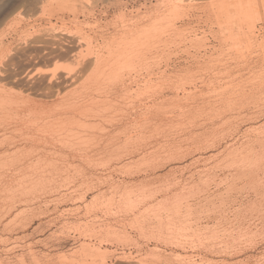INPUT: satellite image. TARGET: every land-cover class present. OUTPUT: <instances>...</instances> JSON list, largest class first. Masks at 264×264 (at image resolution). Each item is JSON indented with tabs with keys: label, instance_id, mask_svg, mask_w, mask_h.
Segmentation results:
<instances>
[{
	"label": "rangeland",
	"instance_id": "rangeland-1",
	"mask_svg": "<svg viewBox=\"0 0 264 264\" xmlns=\"http://www.w3.org/2000/svg\"><path fill=\"white\" fill-rule=\"evenodd\" d=\"M219 2L0 0V100L37 108L0 119V264L262 260L264 0ZM44 39L69 51L33 57Z\"/></svg>",
	"mask_w": 264,
	"mask_h": 264
},
{
	"label": "bare ground",
	"instance_id": "bare-ground-1",
	"mask_svg": "<svg viewBox=\"0 0 264 264\" xmlns=\"http://www.w3.org/2000/svg\"><path fill=\"white\" fill-rule=\"evenodd\" d=\"M220 3H226L227 5H228V7L229 6H231V0H220V2H219V4ZM221 8H222V6H221ZM253 10V9H252ZM49 39V38H48ZM46 39H44V43L46 42L45 41ZM50 40V39H49ZM43 43V40L41 41V44ZM46 44V46L43 48V46H42V48H40V47H37V48H35L34 49V51H33V57H41V56H43V55H57V56H60V55H62V54H65V53H67L68 51H69V49H68V47H66V46H64L62 43H60V42H56V41H54V42H51V41H47V43H45ZM44 45V44H43ZM62 77V81L61 82H57V79L58 78H56L55 77V75H49V76H42V77H40V78H32L31 76H30V78H29V90H31V91H36V92H38V91H40L41 92V94L42 95H44V96H50L53 92H60L61 90H62V85H63V79H66L67 78V76L65 75V76H61ZM2 100V99H1ZM0 100V104L3 106V111H2V114H1V116H0V119H6V117H7V115L10 113L9 111H10V109H12V108H14V107H17L18 108V106H23V105H28V106H32L33 104H35L36 102L35 101H33L32 99H25V100H22L21 101V103L23 104H18V101H12L11 99L10 100H2L1 101ZM38 106H39V108L40 109H44V111H46V109H47V105L45 104V103H38ZM32 109H35V110H37V108L36 107H31ZM150 108V112H152L153 111V108L152 107H149ZM30 109V108H29ZM158 109H160V107L158 108ZM163 110V109H162ZM161 113H162V111H161ZM149 114V113H148ZM146 116V115H145ZM158 116V115H157ZM147 117H151V115H147L145 118H147ZM147 126V123H144V127H146ZM29 140H36V137H34V136H32V137H29ZM144 135H143V133H136V134H129L127 137H126V139L124 140V146L127 148L126 150L128 151L127 153H126V155H129V154H131V150L129 149V147H135V146H139V145H141L143 142H144ZM114 141H116V139H113V142ZM65 143V142H64ZM36 146L35 145H33L30 149H26V148H24V147H18V149H16V151L14 152V153H12L10 156H14L15 154L17 155V158H22V157H26V155H28V156H32L31 155V153L36 149L35 148ZM89 157V156H88ZM121 157H123V156H119V158H121ZM118 158V159H119ZM240 168V167H239ZM246 170V169H245ZM246 171H248V170H246ZM246 171H242L243 172V174L244 175H247V176H252L251 174H253L254 172H246ZM251 171V170H250ZM239 172V171H238ZM262 183V182H261ZM260 187H261V193H259L260 194V199H259V204L261 205V208H260V210H263V213H262V216H261V218H262V220L264 221V181H263V183L260 185ZM259 198V197H258ZM258 198H257V200H258ZM182 199H183V197L181 198L180 197V195L179 196H176L175 198H168L167 199V201L166 202H164L163 203V207H175L176 208V210H177V208L181 205L182 206ZM205 200V199H204ZM207 200V199H206ZM256 200V201H257ZM251 202V201H250ZM253 202H255V201H253ZM186 203V205H188V207H190V206H193L190 202H185ZM255 204V203H254ZM259 204H257V210L259 209ZM256 205V204H255ZM167 207V208H168ZM187 207V208H188ZM252 208H253V204H252V206H251ZM256 207V206H255ZM175 208H172V209H175ZM180 208H183V207H180ZM180 208H178V209H180ZM186 208V209H187ZM246 208H248L247 206H246ZM250 208V207H249ZM194 209V208H193ZM214 210V209H213ZM172 211V210H171ZM171 211H170V213H171ZM191 211H192V209H191ZM257 212V211H256ZM176 213V212H175ZM253 214V213H252ZM177 215V214H176ZM219 215V214H218ZM149 216V215H148ZM155 216V215H154ZM156 216H158L157 214H156ZM171 215H169V217H170ZM173 216V215H172ZM221 216V215H220ZM174 217V216H173ZM171 218L170 220H168L169 221V223L171 224V223H174L175 221H174V219L175 218ZM142 218V217H141ZM152 218V217H151ZM156 218V217H155ZM178 218H180V217H178ZM219 218V217H218ZM260 218V217H259ZM149 219V218H148ZM147 218L146 219H136L137 220V223L141 226V227H143V226H145L147 223H151V224H153L154 225V223H155V227L157 226V227H162L163 226V222H164V219H162V217L161 218H156L155 220H153V221H151V220H148ZM154 219V218H153ZM261 221V220H260ZM168 223V225H170ZM181 223V222H180ZM263 223V222H262ZM176 224V223H175ZM149 225V224H148ZM152 226V225H151ZM256 226V225H255ZM254 226V227H255ZM169 227V226H168ZM175 226L173 225V227H170V228H174ZM262 227V226H261ZM183 228V227H182ZM186 228V227H185ZM184 228V229H185ZM231 229V228H230ZM264 228H262V230H263ZM235 230V229H234ZM162 231L163 230H159L158 232H159V235H161V233H162ZM226 231L227 230H225V232L224 233H226ZM264 231V230H263ZM228 232V231H227ZM238 232H239V230H238ZM248 233V235H250V236H248L247 235V233ZM252 232H253V230L252 229H247L246 231H245V236H248V237H251L252 236ZM228 234V236H226V238L228 237V238H230L231 236H234L233 234V232H232V230L230 231L229 230V232L227 233ZM225 235V234H224ZM261 235H263L264 236V234H261ZM244 237V236H243ZM247 237V238H248ZM232 238V237H231ZM230 238V239H231ZM234 238V237H233ZM232 238V239H233ZM223 239H224V237H223ZM230 239H227V241H225V243L224 244H226L227 246H228V248H224V252L226 251L225 249H228L229 250V248L231 249V245L230 244H232V242H230ZM231 239V240H232ZM249 239H251V238H249ZM263 240V239H262ZM264 241V240H263ZM221 242H223L222 241V239H221ZM220 242V243H221ZM256 242V241H255ZM212 243H214V242H212ZM204 244V243H203ZM218 244H219V241H218ZM217 243H215V245L216 246H218V247H221V246H219ZM223 244V243H222ZM227 246H225V247H227ZM204 247H206V246H204ZM247 247V246H246ZM207 248V247H206ZM208 248H210V247H208ZM214 248V247H213ZM233 248V247H232ZM236 248V247H235ZM250 248V247H249ZM211 250H212V248H210ZM218 249V248H217ZM216 249V250H217ZM245 249V248H244ZM264 249V248H263ZM215 250V249H214ZM218 250H220V249H218ZM239 250V249H238ZM247 250V249H246ZM207 251V250H206ZM213 251V250H212ZM223 251V250H222ZM233 251V250H232ZM231 251V252H232ZM237 251V250H236ZM243 251V250H242ZM241 251V252H242ZM249 251V250H248ZM262 251V250H261ZM211 252V251H210ZM214 253H216L217 251H213ZM220 252V251H219ZM219 252H217V253H219ZM241 252H239V253H241ZM244 252V251H243ZM262 252H264V251H262ZM212 253V252H211ZM216 253V254H217ZM221 253V252H220ZM230 253V252H229ZM235 253H237V252H235ZM223 254V253H222ZM228 254V253H227ZM226 254V255H227ZM229 255H231V254H229ZM264 255V254H263ZM249 256V255H248ZM261 256H262V254H261ZM252 257V256H251ZM257 257V256H256ZM250 258V257H249ZM248 258V259H249ZM253 258V257H252ZM261 258V257H260ZM243 259V258H242ZM245 259V258H244ZM259 259V258H258ZM240 260V259H239ZM251 260V259H250ZM260 260V259H259ZM258 260V261H259ZM223 261V260H222ZM242 261V260H241ZM248 261V260H247ZM253 261V260H252ZM220 262V261H219ZM236 262V261H235ZM249 262V261H248ZM257 262V261H256ZM212 263V262H211ZM227 263V262H226ZM242 263V262H241ZM240 262H238V264H241ZM247 262L245 261V264H246ZM213 264H214V262H213ZM230 264V263H229ZM243 264V263H242ZM257 264H264V256H263V258H262V260L260 261V262H258Z\"/></svg>",
	"mask_w": 264,
	"mask_h": 264
}]
</instances>
